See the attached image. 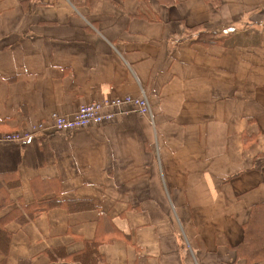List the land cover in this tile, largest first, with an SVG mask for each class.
<instances>
[{
	"label": "crops",
	"instance_id": "0c3cea01",
	"mask_svg": "<svg viewBox=\"0 0 264 264\" xmlns=\"http://www.w3.org/2000/svg\"><path fill=\"white\" fill-rule=\"evenodd\" d=\"M142 91L149 118L0 145V264H247L264 0H0V134Z\"/></svg>",
	"mask_w": 264,
	"mask_h": 264
},
{
	"label": "built area",
	"instance_id": "2783aa9c",
	"mask_svg": "<svg viewBox=\"0 0 264 264\" xmlns=\"http://www.w3.org/2000/svg\"><path fill=\"white\" fill-rule=\"evenodd\" d=\"M128 113L151 117L150 104L144 91L135 97L102 98L82 104L71 116L52 113L46 122L33 124L24 130L1 133L0 145L25 144L50 132L70 134L78 129L112 123L117 117Z\"/></svg>",
	"mask_w": 264,
	"mask_h": 264
},
{
	"label": "trees",
	"instance_id": "16d2710c",
	"mask_svg": "<svg viewBox=\"0 0 264 264\" xmlns=\"http://www.w3.org/2000/svg\"><path fill=\"white\" fill-rule=\"evenodd\" d=\"M222 38L214 39L207 38L204 40H197L196 42L202 43L203 45H210L217 42H222ZM264 166V160H257L255 162V167L260 169ZM0 207L5 205V195L6 191L0 190ZM49 201L46 203L48 205ZM1 209V208H0ZM243 235L241 242L235 247V254L237 258L245 260L247 264H264V205L254 206L249 214L247 222L243 225ZM9 245V234L3 228V224L0 225V247L6 249ZM89 245V244H87ZM93 250V249H92ZM91 249L87 252L77 254L72 256L73 259L81 261L83 264H93V262H98L100 256ZM94 254L96 259H92ZM95 264V263H94Z\"/></svg>",
	"mask_w": 264,
	"mask_h": 264
},
{
	"label": "rangeland",
	"instance_id": "374dc122",
	"mask_svg": "<svg viewBox=\"0 0 264 264\" xmlns=\"http://www.w3.org/2000/svg\"><path fill=\"white\" fill-rule=\"evenodd\" d=\"M227 36L226 35L222 36L220 34L203 33V34L197 35V37L195 36L194 39H196L195 41H197V40H204V39H207V38H214V39L222 38L221 41L224 42V40H226ZM190 38H192L191 34H190ZM217 43H221V42H217ZM217 43H214V44H217Z\"/></svg>",
	"mask_w": 264,
	"mask_h": 264
}]
</instances>
